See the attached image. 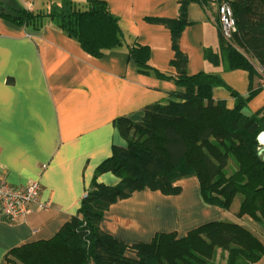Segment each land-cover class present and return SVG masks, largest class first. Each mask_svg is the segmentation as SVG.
I'll return each instance as SVG.
<instances>
[{
	"label": "crops",
	"instance_id": "1",
	"mask_svg": "<svg viewBox=\"0 0 264 264\" xmlns=\"http://www.w3.org/2000/svg\"><path fill=\"white\" fill-rule=\"evenodd\" d=\"M118 17L125 43L96 58L77 40L67 36L49 19L38 31L0 16V181L22 184L40 182V199L46 209L32 208L25 220L9 223L0 218V264L15 247L53 237L77 214L90 195L96 168L112 155L113 145L123 146L114 121L126 117L139 122L144 108L174 99L184 87L138 70L128 45L136 41L149 49V64L158 71L177 74L170 65L174 56L167 20L178 16L182 0H103ZM0 10L37 9L44 0H6ZM218 0H190L187 24L181 31L180 50L187 57L185 71L218 75L224 85L212 87V97L234 106L231 92L246 96L254 90L244 110L264 113L260 74L253 63L252 78L244 69H226L204 56L219 57L221 31ZM223 37V36H222ZM213 57V56H212ZM99 184L116 186L111 172L96 176ZM177 194L158 190L134 191L112 203L99 227L126 245L149 243L158 232L178 237L212 220L236 221L264 245V227L247 215L236 219L231 211L203 201L195 176L175 182ZM228 215V216H227ZM210 216V218L203 219ZM134 257V254L127 253ZM90 264H94L90 262ZM254 264H264V253Z\"/></svg>",
	"mask_w": 264,
	"mask_h": 264
},
{
	"label": "trees",
	"instance_id": "2",
	"mask_svg": "<svg viewBox=\"0 0 264 264\" xmlns=\"http://www.w3.org/2000/svg\"><path fill=\"white\" fill-rule=\"evenodd\" d=\"M189 1L182 0L178 16L166 21L174 51L170 65L177 74L153 69L147 46L135 40L126 44L139 72L153 70L157 77L184 87V92H173L174 99L146 106L139 122L117 118L114 124L125 146L113 145L112 155L96 168L92 191L77 214L53 237L12 248L5 256L6 264H254L261 258L263 243L236 221H208L181 237L158 232L149 243L133 245L99 227L112 203L143 189L177 194L180 187L175 182L189 176L197 178L205 203L228 211L240 195L235 218L247 215L264 227V160L257 141L264 129V113L244 110L254 94L252 88L246 96L232 91L234 106L228 108L224 100L212 97V87L224 85L218 75L186 73L187 57L179 40L187 24ZM223 1L232 8L236 31L231 42L220 35L219 57L211 51L204 56L214 63L222 60L226 69H244L251 79L253 63L264 68V0H218L219 4ZM0 16L33 31L49 19L96 58L125 43L118 17L103 0H44L40 8H10L0 10ZM102 172L113 173L119 183H97L96 176Z\"/></svg>",
	"mask_w": 264,
	"mask_h": 264
},
{
	"label": "built area",
	"instance_id": "3",
	"mask_svg": "<svg viewBox=\"0 0 264 264\" xmlns=\"http://www.w3.org/2000/svg\"><path fill=\"white\" fill-rule=\"evenodd\" d=\"M218 21L221 35L225 40L232 37L236 31V24L232 8L227 1L218 6ZM260 74V89L264 93V68L256 65ZM257 141L260 145V153H264V129L258 134ZM86 197V195H84ZM48 204L40 199V182L37 179H27L22 184H10L0 181V218L9 223L25 220L32 208L46 209Z\"/></svg>",
	"mask_w": 264,
	"mask_h": 264
},
{
	"label": "rangeland",
	"instance_id": "4",
	"mask_svg": "<svg viewBox=\"0 0 264 264\" xmlns=\"http://www.w3.org/2000/svg\"><path fill=\"white\" fill-rule=\"evenodd\" d=\"M0 1L5 2L6 0H0ZM2 6H4V5H3V4H0V7H2ZM227 41H228V42H231V41H232V37H231L230 39H228ZM237 49H238L240 52L244 53L243 49L238 48V47H237ZM123 146H125V142L123 143ZM239 200H240V195H236L235 198H234V200H233V202H232V204H231V206H230V208H229V211H231V213H232L233 215L235 214L236 210L238 209ZM227 216H228V215H227ZM220 258H221V256H220V250H218L217 257H216V261H217L218 263H220ZM221 262H222V261H221Z\"/></svg>",
	"mask_w": 264,
	"mask_h": 264
},
{
	"label": "bare ground",
	"instance_id": "5",
	"mask_svg": "<svg viewBox=\"0 0 264 264\" xmlns=\"http://www.w3.org/2000/svg\"><path fill=\"white\" fill-rule=\"evenodd\" d=\"M210 218V216L204 217L203 219Z\"/></svg>",
	"mask_w": 264,
	"mask_h": 264
},
{
	"label": "water",
	"instance_id": "6",
	"mask_svg": "<svg viewBox=\"0 0 264 264\" xmlns=\"http://www.w3.org/2000/svg\"><path fill=\"white\" fill-rule=\"evenodd\" d=\"M262 159L264 160V153L262 154Z\"/></svg>",
	"mask_w": 264,
	"mask_h": 264
}]
</instances>
